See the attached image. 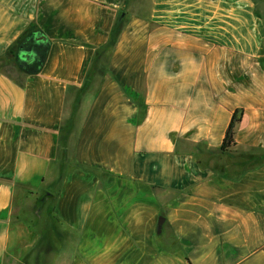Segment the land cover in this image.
<instances>
[{
    "label": "crops",
    "instance_id": "obj_1",
    "mask_svg": "<svg viewBox=\"0 0 264 264\" xmlns=\"http://www.w3.org/2000/svg\"><path fill=\"white\" fill-rule=\"evenodd\" d=\"M34 32L40 71L0 70V264L18 190L53 196L41 264H264L253 0H0V56Z\"/></svg>",
    "mask_w": 264,
    "mask_h": 264
},
{
    "label": "rangeland",
    "instance_id": "obj_2",
    "mask_svg": "<svg viewBox=\"0 0 264 264\" xmlns=\"http://www.w3.org/2000/svg\"><path fill=\"white\" fill-rule=\"evenodd\" d=\"M256 5V13L264 20V0H253ZM22 40L6 49L0 56V70L14 79H18L21 71L16 60V52ZM108 55L101 58L106 62ZM53 196L44 193H37V196H26L18 190L13 205L11 226L16 229L17 234L13 237V244L5 264H29L35 260L36 264L46 261V257L52 251L51 243L48 240L46 224L47 210L53 205Z\"/></svg>",
    "mask_w": 264,
    "mask_h": 264
},
{
    "label": "trees",
    "instance_id": "obj_3",
    "mask_svg": "<svg viewBox=\"0 0 264 264\" xmlns=\"http://www.w3.org/2000/svg\"><path fill=\"white\" fill-rule=\"evenodd\" d=\"M122 27H123V22L120 21V22H117L114 27H113V30L111 31V36H110V40L107 44V46H105L104 48H102V51L100 53H98V60L100 58H103L105 55H107V52L110 53V51L112 50V48L115 46V44L117 43V40L122 32ZM35 33V32H34ZM34 33H30L29 35H27L26 37H24L22 39V41L20 42V44L28 37L32 36ZM19 44V45H20ZM48 50V49H47ZM46 54L47 52L45 53L42 61L40 64L38 65H35L34 67H31V68H25V67H21V71H24V72H27L29 74H34V73H37L39 72L40 70V66L43 64V61L46 57ZM242 116H243V112H240V111H235V113L233 114V117H232V120H231V123L227 129V132H226V135H225V138L223 140V144H222V147H221V150L222 152H228L230 151L233 147L236 146V139H235V136H236V127L237 125L241 122L242 120Z\"/></svg>",
    "mask_w": 264,
    "mask_h": 264
},
{
    "label": "flooded vegetation",
    "instance_id": "obj_4",
    "mask_svg": "<svg viewBox=\"0 0 264 264\" xmlns=\"http://www.w3.org/2000/svg\"><path fill=\"white\" fill-rule=\"evenodd\" d=\"M48 49L47 39H41L39 34L26 38L18 47L16 60L19 66L31 68L41 63ZM34 57L32 60L31 56Z\"/></svg>",
    "mask_w": 264,
    "mask_h": 264
},
{
    "label": "water",
    "instance_id": "obj_5",
    "mask_svg": "<svg viewBox=\"0 0 264 264\" xmlns=\"http://www.w3.org/2000/svg\"><path fill=\"white\" fill-rule=\"evenodd\" d=\"M36 34H39L41 39H45V37L42 33H36L35 32L33 35H36ZM29 56H31L32 60L34 59V57L32 55H29ZM163 222H164V218H160V220H159V232L161 231V226H162Z\"/></svg>",
    "mask_w": 264,
    "mask_h": 264
}]
</instances>
